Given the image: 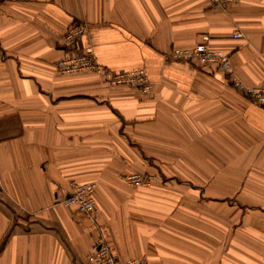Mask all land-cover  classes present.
<instances>
[{
	"label": "crops",
	"instance_id": "0c3cea01",
	"mask_svg": "<svg viewBox=\"0 0 264 264\" xmlns=\"http://www.w3.org/2000/svg\"><path fill=\"white\" fill-rule=\"evenodd\" d=\"M204 37L230 74L165 58ZM87 52L148 91L59 73ZM237 81L264 87V0L0 1V264H88L99 238L119 261L264 264V106ZM73 182L94 215L60 204Z\"/></svg>",
	"mask_w": 264,
	"mask_h": 264
},
{
	"label": "built area",
	"instance_id": "2783aa9c",
	"mask_svg": "<svg viewBox=\"0 0 264 264\" xmlns=\"http://www.w3.org/2000/svg\"><path fill=\"white\" fill-rule=\"evenodd\" d=\"M239 1L240 0H210V3L213 5H223L238 3ZM84 32L85 26L83 24L73 23L67 29L63 39L64 42L62 44H64V46L68 49L73 48L77 39H79ZM239 36H241L240 33H235L233 35L234 38H238ZM207 40V37L202 38V43L192 49H174L165 58L174 61L192 63L200 67L216 65L226 74H230L232 72V68L229 57L221 52H212L206 44ZM57 70L62 75H74L91 71L102 76L111 84H132L145 93L149 89V85L146 82L147 80L143 71H131V73L120 74L107 72L95 62L91 52L79 54L73 53L57 63ZM234 85L246 97L254 101L255 104L257 103L258 105L264 106V87H248L238 81ZM123 180L126 184L136 188L149 185L153 179L147 175L134 174L125 176ZM94 193V183L78 184L73 182L70 185V192L60 201V204L66 207L74 206L80 213L86 216H92L95 214L96 209ZM86 262L88 264H145L144 259H128L125 261H119L114 257L109 246L102 238H99L92 246Z\"/></svg>",
	"mask_w": 264,
	"mask_h": 264
}]
</instances>
